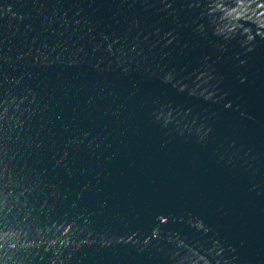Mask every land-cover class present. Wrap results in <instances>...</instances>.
<instances>
[{"label":"water","instance_id":"obj_1","mask_svg":"<svg viewBox=\"0 0 264 264\" xmlns=\"http://www.w3.org/2000/svg\"><path fill=\"white\" fill-rule=\"evenodd\" d=\"M0 264H264V0H0Z\"/></svg>","mask_w":264,"mask_h":264}]
</instances>
